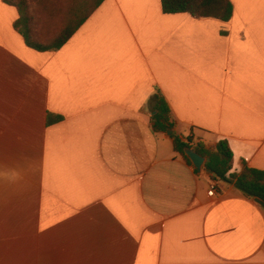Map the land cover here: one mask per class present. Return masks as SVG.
Here are the masks:
<instances>
[{
	"label": "crops",
	"instance_id": "0c3cea01",
	"mask_svg": "<svg viewBox=\"0 0 264 264\" xmlns=\"http://www.w3.org/2000/svg\"><path fill=\"white\" fill-rule=\"evenodd\" d=\"M231 1L105 0L40 51L0 0V264H264V206L152 127L160 90L174 132L264 170V0Z\"/></svg>",
	"mask_w": 264,
	"mask_h": 264
},
{
	"label": "trees",
	"instance_id": "16d2710c",
	"mask_svg": "<svg viewBox=\"0 0 264 264\" xmlns=\"http://www.w3.org/2000/svg\"><path fill=\"white\" fill-rule=\"evenodd\" d=\"M18 8L20 17L15 28L25 38L26 43L37 50L48 51L61 48L74 32L94 13L105 0H33L45 13L50 22H62L52 41H38L35 15L30 0H4ZM164 13H188L193 17H213L228 21L234 12L231 0H161ZM57 30V29H56ZM154 114L152 127L155 132L167 133L175 128V119L166 97L158 90L152 98ZM171 137L174 149L187 162L193 165L186 154V148L195 149L204 157L210 158L205 168L211 171L214 179L235 184L247 195L264 200V170L244 166L241 171L234 170V152L227 140H221L216 148H208L203 142H195L192 137H183L174 132Z\"/></svg>",
	"mask_w": 264,
	"mask_h": 264
},
{
	"label": "rangeland",
	"instance_id": "374dc122",
	"mask_svg": "<svg viewBox=\"0 0 264 264\" xmlns=\"http://www.w3.org/2000/svg\"><path fill=\"white\" fill-rule=\"evenodd\" d=\"M30 1L32 2L33 0ZM32 11L35 15L38 41L43 43L52 41L53 38L56 37L59 27L62 26V22H50L45 13L41 10V8H39L37 3L32 2Z\"/></svg>",
	"mask_w": 264,
	"mask_h": 264
},
{
	"label": "water",
	"instance_id": "95a60500",
	"mask_svg": "<svg viewBox=\"0 0 264 264\" xmlns=\"http://www.w3.org/2000/svg\"><path fill=\"white\" fill-rule=\"evenodd\" d=\"M174 131H175L174 128H170L168 129L167 134L171 136L174 133ZM186 154L192 160L198 172H201L205 166V163L210 160V158L204 157L195 149L190 147L186 148ZM209 172L212 173L211 171ZM256 201L259 202L262 206H264V200L260 198H256Z\"/></svg>",
	"mask_w": 264,
	"mask_h": 264
},
{
	"label": "built area",
	"instance_id": "2783aa9c",
	"mask_svg": "<svg viewBox=\"0 0 264 264\" xmlns=\"http://www.w3.org/2000/svg\"><path fill=\"white\" fill-rule=\"evenodd\" d=\"M220 192V182L218 180H213L210 185L209 195L215 196Z\"/></svg>",
	"mask_w": 264,
	"mask_h": 264
}]
</instances>
